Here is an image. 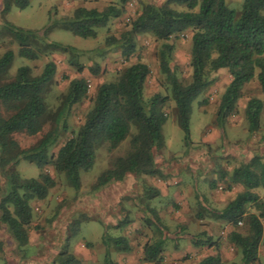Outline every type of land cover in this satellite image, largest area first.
<instances>
[{
  "label": "trees",
  "instance_id": "trees-1",
  "mask_svg": "<svg viewBox=\"0 0 264 264\" xmlns=\"http://www.w3.org/2000/svg\"><path fill=\"white\" fill-rule=\"evenodd\" d=\"M128 1L118 0V6L109 5L102 11L77 8L71 17L45 26L40 35L6 20L13 6L24 10L30 0H3L0 36H8L18 47L19 57L29 61L37 60L46 49L73 54L75 48L47 41L46 35L51 28L58 26L82 39L96 38L97 29L120 17ZM129 26L119 39L108 38L106 44L117 46L121 55L128 58L135 50L139 35L149 34L161 42L158 65L169 85L170 96L154 95L144 100L143 89L150 69L140 62L130 65L115 82L100 85L83 123L56 155H49V151L59 137L58 128L45 133L35 146L27 150H21L13 138L18 133L36 136L48 122L50 114L45 94L56 73L55 63H46L38 75H33L27 66L20 67L9 79L14 53L7 50L0 56V169L7 176L5 194L0 199V222L19 250L28 245V228L32 223L30 202L44 200L55 186L54 179L44 171L46 166L62 174L70 187L78 191L80 173L91 171L97 148L107 144L110 150L116 149L130 136L134 127L136 133L131 136L128 153L112 161L111 168L100 174L93 190L122 182L127 174L161 179L163 176L156 165L155 152L164 147L162 128L167 117L163 108L169 100L175 104L178 126L188 146L192 103L213 83L214 80L209 78L211 72L226 69L230 76L216 116L219 126L236 113L242 90L253 79L257 80L260 92L264 94V0H243L238 14L227 7L225 0H166L160 6L143 5ZM187 31L191 32V81L182 85L170 67L173 46L168 42ZM70 63L79 73L82 71L76 56L70 59ZM91 71L98 73V69ZM87 93L88 84L84 79H72L55 122L58 123ZM262 108V102L257 98H250L245 104L244 117L249 134L259 131ZM21 160L39 169L36 179H24L19 175L15 168ZM225 177V174L220 175L221 179ZM229 181V188L238 184L244 190L222 209L212 210V213L217 220L234 228L244 225L246 233L231 231L229 241L240 251V264H256L259 246L264 239V224L261 222L264 201L261 202L253 190H264V158L254 155L249 161L239 164ZM159 196L156 188L144 187L143 198L146 201ZM252 205L259 215L247 212V207ZM147 212L155 222H160L155 209L147 208ZM127 223L120 221L116 227H125ZM146 223L151 221L146 220ZM101 242L106 250L104 264H118L111 259L110 248L118 253H128L131 249L124 236L111 237L104 233ZM164 244L163 237L145 244L143 261L159 264ZM192 244L195 248L215 247L216 250L215 255H207L195 264H236L225 263L218 243L204 232L198 234ZM54 264H79V260L66 251L57 256Z\"/></svg>",
  "mask_w": 264,
  "mask_h": 264
},
{
  "label": "rangeland",
  "instance_id": "rangeland-1",
  "mask_svg": "<svg viewBox=\"0 0 264 264\" xmlns=\"http://www.w3.org/2000/svg\"><path fill=\"white\" fill-rule=\"evenodd\" d=\"M165 1L129 0L120 17L111 19L105 27L97 29L96 38L93 39L76 37L58 26L51 28L46 35L47 41L73 47L76 50L73 54L46 49L37 60L29 61L19 57L18 47L8 36H0V56L7 50L14 53L8 71L9 79L23 66L29 67L33 75H38L46 63L52 61L56 65L54 79L45 94L50 118L36 136L24 133L13 136L21 150L35 146L45 133L58 128L59 137L49 151V155H56L83 123L100 85L115 82L121 72L137 62L150 69L143 89L144 100L154 95L170 96L169 85L158 65L161 42L149 34L139 35L135 50L128 58L121 55L117 46L106 44L108 38L119 39L122 33L129 30L130 23L143 5L160 6ZM225 1L229 9L240 13L243 0ZM2 3L3 0H0V11ZM109 5L118 6V0H30L24 10L11 8L6 20L42 35L45 26L71 17L77 8L102 11ZM1 23L0 16V27ZM168 43L173 46L171 70L182 85H187L191 81V32L171 38ZM73 56H76L82 69L80 73L70 63ZM95 69H98L97 74L91 71ZM75 78L87 82L88 93L56 123L68 84ZM209 78L214 80L213 83L192 103L188 146L178 126L174 102L169 100L163 108L167 117L162 128L164 147L155 152L156 165L163 176L161 182L158 178L127 174L122 182L93 190L100 174L111 168L112 161L128 153L131 136L136 133L134 127L130 136L116 149L110 150L107 144L97 148L91 171L80 173L78 191L70 187L62 174L46 166L44 171L54 179L55 186L44 200L30 202L32 223L28 228V245L19 250L0 222V264H54L57 256L66 251L75 256L79 264H104L106 250L101 242L104 233L111 237L124 236L129 241L131 249L128 253L109 249L111 259L118 264H153L143 261V247L160 237L164 238L165 244L159 264H195L207 255L216 254L215 247L193 246V240L202 232L223 247L220 255L225 263L240 264V251L229 241V233L237 230L245 234L244 225L239 224L234 228L217 220L212 210L222 209L229 200L228 192H233L228 187V180L221 179L220 175L227 177L233 168L249 161L254 155L264 158V116L255 134L248 133L244 117L247 99L262 100L263 94L254 79L245 87L236 113L219 126L216 116L230 76L226 69H221L211 72ZM206 138L209 140L207 143ZM15 169L24 179H36L40 174L34 164L23 160ZM6 178V172L0 169V199L5 194ZM155 185L166 191L170 189V195L164 192L163 196L146 201L143 198L144 187L156 188ZM175 192H180L178 199ZM253 192L261 202L264 201L263 189L258 188ZM147 208L156 210L159 223L155 222ZM247 212L259 215L253 205L247 207ZM146 220L151 223L147 224ZM120 221L128 223L125 227L117 228ZM261 222L264 224V218H261ZM256 264H264V239L259 246Z\"/></svg>",
  "mask_w": 264,
  "mask_h": 264
},
{
  "label": "crops",
  "instance_id": "crops-1",
  "mask_svg": "<svg viewBox=\"0 0 264 264\" xmlns=\"http://www.w3.org/2000/svg\"><path fill=\"white\" fill-rule=\"evenodd\" d=\"M14 7V6H13ZM12 7V8H13ZM92 9V8H91ZM10 12H11V10H10ZM9 12V13H10ZM8 16V15H7ZM254 80V79H253ZM257 81V80H256ZM252 82V81H251ZM250 82V83H251ZM257 84H258V82H257ZM248 85V84H247ZM247 85H245L244 86V88H243V90H242V93H243V91H244V89H245V87L247 86ZM259 86V85H258ZM263 94V93H262ZM250 99V98H249ZM249 99H247V101L249 100ZM262 99V98H261ZM261 102H262V105H263V108H262V112H261V117L262 116H264V94H263V99L261 100ZM247 103V102H246ZM209 140H208V138H206V140H205V143H207ZM250 159V158H249ZM237 167V166H236ZM212 170H216V169H214V168H212ZM233 170H234V168H233ZM232 170V171H233ZM210 171V170H209ZM231 176V174H230V172H229V174L227 175V177H225L224 179H226V180H228V182H230L229 181V177ZM163 178H161V179H159V181L161 182V180H162ZM155 187H156V189L157 190H159V192H160V196H163V194H164V192H165V195L168 193L169 195H170V192H171V190L169 189V190H163L162 188H161V186H159V185H155ZM232 189H231V191H233V192H228V194L230 195V197H229V200L227 201V203L226 204H224L223 206H222V208L225 206V205H227L235 196H236V194H238V193H240V192H242L243 191V189H242V186L241 185H233L232 187H231ZM240 188V189H239ZM230 190V189H229ZM170 191V192H169ZM174 195L177 197L176 199H178V197H180V192H175L174 193ZM178 195V196H177ZM219 251H220V253H222L223 252V247H219Z\"/></svg>",
  "mask_w": 264,
  "mask_h": 264
}]
</instances>
